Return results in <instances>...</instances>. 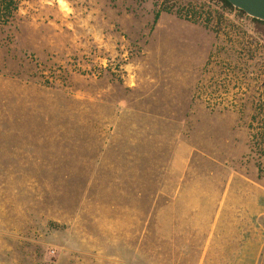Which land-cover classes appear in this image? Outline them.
Returning <instances> with one entry per match:
<instances>
[{"label":"rangeland","instance_id":"374dc122","mask_svg":"<svg viewBox=\"0 0 264 264\" xmlns=\"http://www.w3.org/2000/svg\"><path fill=\"white\" fill-rule=\"evenodd\" d=\"M18 2L0 24V264H264L253 18Z\"/></svg>","mask_w":264,"mask_h":264},{"label":"trees","instance_id":"16d2710c","mask_svg":"<svg viewBox=\"0 0 264 264\" xmlns=\"http://www.w3.org/2000/svg\"><path fill=\"white\" fill-rule=\"evenodd\" d=\"M223 7L226 10H235L239 11L241 14H245L244 12L234 8L228 1L219 0ZM19 2L18 0H0V24L7 19L13 17L14 13L18 10ZM160 17V12H157L155 15V22L158 21ZM253 21L258 25V32L264 35V21L253 19Z\"/></svg>","mask_w":264,"mask_h":264},{"label":"water","instance_id":"95a60500","mask_svg":"<svg viewBox=\"0 0 264 264\" xmlns=\"http://www.w3.org/2000/svg\"><path fill=\"white\" fill-rule=\"evenodd\" d=\"M247 16L264 21V0H226Z\"/></svg>","mask_w":264,"mask_h":264}]
</instances>
